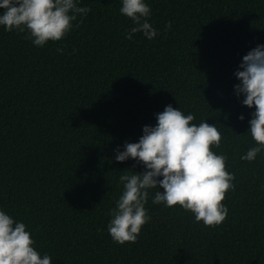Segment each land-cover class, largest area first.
Listing matches in <instances>:
<instances>
[{
    "label": "trees",
    "instance_id": "obj_1",
    "mask_svg": "<svg viewBox=\"0 0 264 264\" xmlns=\"http://www.w3.org/2000/svg\"><path fill=\"white\" fill-rule=\"evenodd\" d=\"M145 2L152 40L125 38L135 25L122 0H78L91 11L44 47L0 26V209L52 264H264V151L241 159L256 146L255 107L234 89L243 57L264 44V0ZM167 105L221 132L213 151L235 176L227 218L206 227L179 205L154 204L163 190L150 189L151 220L120 245L108 232L119 177L146 169L116 161L115 149L139 142Z\"/></svg>",
    "mask_w": 264,
    "mask_h": 264
},
{
    "label": "clouds",
    "instance_id": "obj_2",
    "mask_svg": "<svg viewBox=\"0 0 264 264\" xmlns=\"http://www.w3.org/2000/svg\"><path fill=\"white\" fill-rule=\"evenodd\" d=\"M0 9L4 10L0 13V26L9 32L26 33L24 39L37 47L60 41L72 31L77 17L82 23L91 11L90 7L78 6V0H0ZM120 12L135 25L126 39L138 32L149 40L158 35L149 22L151 8L145 0H122ZM169 28L171 23L166 25ZM56 50L63 53L62 48ZM235 76L240 81L234 86L235 95L245 97L243 105L255 107L249 131L256 146L241 157L252 162L264 151V44L243 57ZM156 118L155 126L143 127L139 142L126 141L123 151L115 149L116 161L131 158L146 169L119 177L123 192L116 207L109 210L108 232L120 245L135 243L142 227L151 220L145 208L150 189L163 190L156 191L154 204L163 203L169 208L179 205L206 227L219 226L229 212L223 201L228 191L235 188V176L227 170V157L213 151V147L220 148L222 141L215 124L192 123L193 114L185 115L172 105L157 113ZM26 227L0 209V264H52L48 254L41 257Z\"/></svg>",
    "mask_w": 264,
    "mask_h": 264
}]
</instances>
